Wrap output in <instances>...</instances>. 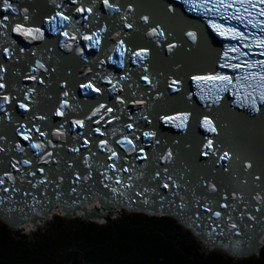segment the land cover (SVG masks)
<instances>
[{
  "label": "snow or ice",
  "instance_id": "obj_1",
  "mask_svg": "<svg viewBox=\"0 0 264 264\" xmlns=\"http://www.w3.org/2000/svg\"><path fill=\"white\" fill-rule=\"evenodd\" d=\"M49 2L54 5L56 11L51 16L47 17L46 23L51 27L54 32H58L60 35L64 36V40L60 41V45L67 50L71 51L73 45L68 43V40H76V34L79 33V29H76L75 33L70 35L69 31L66 30V25H71L73 23H79V21H73L71 12L79 13L81 18L85 21H88L91 18V23H98L99 21V10H95L96 0H91L88 5H85L82 0H71V3L77 5L75 9L69 10L66 6H63L60 0H49ZM103 7L108 10L109 14L112 16V24L110 31V26L107 22L99 24L90 33H80L81 38L88 43L86 47L88 49H96L100 51L102 46V40L106 39L105 33L109 36H114L117 38L116 44L111 49V54L106 55L105 59L98 61V66L103 68L105 63H110L113 65H118L120 68L124 69V74L118 78L113 77L111 74H103L101 72H96L92 76H89L87 79H77L76 84L73 85L72 81L69 79L55 80L53 73L57 72V67L46 63L48 61H43L38 59L35 61V65L30 68V71L27 72L22 78L26 80H31L35 83H39L45 86V89L50 87V85L55 82L58 89L61 91L57 92L58 97L56 101L54 115L57 117H66V110L71 111L74 107H79V102H76V93L73 91V88L76 87L81 90L82 95L87 97L89 93H97L98 95L103 94L104 92H113V91H124L125 88L129 89L128 96L131 97H140L138 99L129 100L127 97L117 96L116 100L121 105H126L127 103L132 104H145L146 100L143 99L145 95L151 96L152 92H156V98L158 99L164 93L163 91H156L158 85L161 83V80L158 77H163V83L166 84L167 88H170L173 92L180 91V85L182 83V76L180 75V69L182 65L177 63L173 65L170 73H165L164 71H150L152 65V57L155 55L156 51L166 52L170 57L177 53V49H182L185 47L184 43L176 42L171 30L166 28L159 22H155L150 14H140L137 15V9L131 2H121V0H100ZM191 7L197 9H203L206 13H220L221 9L227 11L231 10V15L222 16V19H236L246 26H250L251 29L255 31L250 32H241L236 28H223L220 24L213 23L211 26L213 29L217 30L219 34L224 35L225 33H231V38L238 39L241 42L239 47H231L224 53L225 61L235 60L237 63H221L220 67L229 68L232 71H238L242 75H238L235 78L227 74H217L210 76H192V79L198 84L200 82H212L216 85V95L214 98L207 97L205 95L201 96L202 100L211 99L212 103L218 104L221 100L220 93L225 91L232 90L234 94L242 97L240 106L248 107L253 113L259 114L260 119H264V110L259 107V104H264V59H248L249 57H264V0H202L200 4H192ZM166 11H170L166 9ZM0 12L11 13L14 15L5 14L0 17V37H4L6 32L11 29L12 32H15L18 35H21L25 38H31L33 40L38 38H43L44 33L38 27L26 26L24 23L16 22L19 17L22 15L23 21L27 22L30 19L29 8L28 7H19L17 4L13 3V0H0ZM69 13V14H65ZM116 21H119L117 25ZM140 21L143 22V25H146L147 28H143L140 24ZM83 27L88 29L91 27V24H84ZM124 29H128V32H124ZM133 32H144L148 37L153 38L146 45L135 46L131 43H126V38L131 35ZM187 37L195 42L197 40V34L195 32L189 31L186 33ZM77 52L83 60L87 61L85 56V49L79 47V42L77 41L75 45ZM248 49V51H243L242 49ZM254 49H259V51H254ZM24 52V49L21 48L19 51L14 49L11 45L7 47H0V56L5 57L10 64H5L3 60H0V113H3V116H0V121L7 120L12 121L11 109L7 108L6 105H11L15 102L16 105L24 112L32 113L33 120H46L47 115H37L33 106L38 103L37 96L40 95V91L36 87L20 89L23 91L24 95L22 99H17L16 95H13L11 92V82L6 80V76L16 72L18 70L14 69L13 65L18 64L21 60V54ZM229 52L235 53V55L230 56ZM35 55V52L32 53ZM118 55L119 59H114L113 56ZM131 61V64L135 65V70L130 67L125 66V61ZM51 60V57L48 58ZM39 70H43L47 76L48 81L46 83L45 79L33 75V73H38ZM89 72L92 69H88ZM133 71H135L136 79L133 80ZM67 77H73L72 72L68 71L65 73ZM73 79H76L73 77ZM107 83L110 85V88H102L99 86L100 82ZM130 83H125V82ZM139 81H143V85L146 87V91L137 92L138 89H141L142 86ZM217 82H219L217 84ZM242 89V91H241ZM204 89L201 88V92ZM190 98V97H189ZM47 99L51 100L52 95H47ZM73 102H76L75 104ZM206 107H210L206 104ZM120 113L122 110L115 109L113 106H109L105 103H100L94 109L91 110L90 114L86 115L83 119H73L71 121L73 128H84L86 120H93V117H99L93 121L95 124H101L102 121L107 123H112L120 119V115L114 114ZM128 119L133 121L132 123H126L123 125V128L129 130L130 134L123 135L120 139L116 141L129 154L136 153L135 160L141 161H150L151 153L145 152V147L150 146L155 148L156 145L161 143L160 139L157 138L155 131H143L141 134L146 141L151 142L150 145H140L137 142L140 141L141 136L136 133L140 131L139 127L134 129L136 124V118L131 114H127ZM191 113H184L179 116H166L162 117L164 122L172 123L173 126L178 127L181 131H188L189 128V117ZM107 117V120L105 119ZM139 119H143L151 123L149 116L141 113ZM177 121H179L177 123ZM68 121L67 119L60 125L59 129L56 131V135H64V124ZM195 124L198 127L204 129L206 133L211 135H205L202 139L195 145V156L197 162L200 163L202 167L207 168V174L198 173L196 175L195 181L192 180L191 174L193 172V166L187 161L182 162L180 167L177 168L176 164L179 159V150L173 147H167L166 149L161 150L154 161H151L154 172L147 176L149 182L158 181L156 187H144L142 191H137V196H145L148 193H155L159 196L157 192V187L168 189L173 196H177L180 200L181 211L185 207L184 204L185 196L180 195L179 192L174 191L175 189L183 188L185 192H188L193 197V202L199 208H202L203 212L210 213L209 219L215 218V220H222L225 218L230 222V230L234 235H241L240 228L241 226L237 224L236 220L233 219L231 211L227 213H222L221 211H215L211 206V199L208 195L200 194L197 195V189L203 188L205 193L216 194L219 199L217 200V206L226 210H235V203H228L229 199L232 201H241L243 202V196L235 191L231 193L225 192L222 185L215 180V177L220 173L229 174L233 179L240 180L241 182L247 184V177H252L254 181L259 182L256 187L259 191L256 192L254 199L259 205L262 200H264V172L257 173L254 171V165L249 160H242L241 157L236 155L230 147H226L221 141L220 137L222 135V129L227 127L225 122H221L216 115L203 114L202 118L197 117L195 119ZM91 131L99 134L100 136H106L107 132L103 131L101 128H95ZM115 132V129L113 130ZM15 132L23 140L29 141V147L35 149V155L39 158V161L44 164L52 165L58 164L56 156H53L51 151H45L44 144L38 140L33 139V132L38 133L40 137L47 138L48 133L41 131L39 125L32 124L28 126L27 120L25 123H19L15 127ZM79 137L83 139V145L73 146L69 149L71 152L80 153L81 147L88 148L89 140L85 138L84 133H80ZM176 143H180L177 141ZM47 144L52 147L51 140H47ZM100 151L109 153L107 159L112 160V164L106 165L105 171L101 172L100 175L103 177L101 184L104 188H110V185L104 183V181H110L113 179L112 176L108 175L107 169H111L113 172H131L137 165L132 163L131 167L119 166L122 159H127L126 157L122 158L121 155L110 145L108 140H101L97 143ZM186 149L191 150L193 145L188 143L185 145ZM8 149L12 151V146L7 142V137L4 134H0V153H4ZM15 151L20 153H25L26 149L19 144L15 143ZM92 156H95V153H91ZM11 167L16 170V172L22 173L20 182H25L23 176H32L35 177L37 172H40L43 176V179L37 181L36 184H33L31 180L27 181L29 184H32L33 187L39 185H50L56 183V181L49 179L48 175H44L45 169L38 168L35 171L32 170L33 161L31 158H20V159H11ZM67 163L68 168H72V164ZM83 163L89 168H92V165L89 163L88 155L83 157ZM160 163H163L165 167L161 168ZM20 165H23L24 168H21ZM238 165L239 169L247 174V176H240L239 172L235 171V166ZM147 164L140 165L141 169L147 167ZM59 169L49 168L48 172L58 171ZM5 177L8 181H12L13 187L11 192H17L19 189L15 187L17 178L14 177L11 172H6L3 175H0V191L8 192L9 188L5 187ZM187 177V179H186ZM146 174L143 171H140L137 175V179H145ZM92 179V172L89 171L86 175L81 176L79 172L75 174L74 179L72 180L73 185H78L83 182H87ZM131 181L132 177H128ZM64 182V177H59V183H56V187L59 188L60 184ZM183 182V183H181ZM115 183L121 184L124 187H133V185L124 184V181L117 177ZM111 192L116 193V188H110ZM71 193H77V187L71 188ZM25 195H32L31 193H25ZM216 197H212L215 199ZM10 197L0 198V209H3L6 212L14 211H23V209L16 208H3V205L6 200ZM33 199L37 204H40L41 201L37 200L34 196ZM56 201L60 200L59 194L55 197ZM164 197L160 196V201H164ZM147 204L148 199L143 201ZM52 199L48 198L45 201V205L51 204ZM78 201L74 200L72 206H75ZM175 203V201H173ZM64 206L68 207L67 202H64ZM49 209L45 206L38 210V214H43ZM256 212L264 211V208L257 206L254 209ZM36 212L35 209H33ZM247 212V206L245 211L240 213L238 219L243 220ZM196 217L199 219L200 213H195ZM21 219H28V217H21ZM247 219L255 222L258 221L257 217L248 215ZM219 227V225H217ZM223 235V231H221ZM236 246H239L237 242Z\"/></svg>",
  "mask_w": 264,
  "mask_h": 264
},
{
  "label": "bare ground",
  "instance_id": "obj_2",
  "mask_svg": "<svg viewBox=\"0 0 264 264\" xmlns=\"http://www.w3.org/2000/svg\"><path fill=\"white\" fill-rule=\"evenodd\" d=\"M142 1L144 0H121V2L133 3L137 9V15L146 14L145 9L142 5ZM148 1L149 0H147V2ZM152 1H153V9L155 12V16L152 17L153 20L155 22L161 23L166 28L171 30L175 38V41L176 42L182 41L185 47L182 49H177V53L174 54L170 58L166 52H161L157 50L155 55L152 57V65H151L150 71H157V72L164 71L167 74L171 72L173 65L177 63L181 64L182 68L180 69V75L182 76V83L180 85V91L173 92L170 88H167L166 84L163 83L164 78L158 77V79L161 80V83L158 85L156 91H163L164 94L162 96H160L157 99L155 91L151 93V96L145 95L143 99L146 100L147 103L142 104L141 111H139L138 109L139 104L127 103L126 105H121L122 111L120 113L114 112V114L120 115V119L118 122L114 121L112 123L106 124L104 121H102L101 124H97V128H101L103 131H106L107 132L106 137L108 138L109 142L114 143L122 137L123 125L128 123L127 115L124 112H126L127 114H131L133 117L136 118L139 114H141V112L146 114V109H147V113L149 115V119L151 120V123H148V121H145V120H143V122H146L149 125L151 131H155L156 134L159 135V139L161 141L160 144L164 147H173V148L178 149L179 150L178 161L180 159H184L189 164H191L193 166V173L203 171L204 174H207V168L202 167L200 163L197 162V159L195 156V145L199 143V141L202 139L203 136L211 135V134L206 133L204 130L198 127L195 124V121L193 122L192 127L188 128V131L185 132V131L179 130L180 133H173L167 128V124L164 121H159L158 119L163 117L166 106L168 105L169 102H173V101L178 102L182 94H190L186 99L195 100L196 94L199 95L201 92V87L204 90H206L208 89V86L210 85V83H212V82H207V83L200 82L198 84L196 81L192 79V76H195V74L200 75V76H210L208 69L206 71H200L201 68L199 66H201V63L203 62L204 59H207L211 57L212 55L209 48L206 49V42L210 41V39L212 40L215 39L216 30L213 29L211 25L213 23H217V24L219 23L212 13L210 16V21H209L206 15L202 14L196 9L186 10L183 7V5L179 3L178 0H171L172 7L168 9L170 11H166V8L164 9L163 7H161L157 3L156 0H152ZM19 2L23 3V7L29 8L30 23L28 25L25 22H18V23H24L26 26H30V27H34V25L36 24L41 29V31H43V29H45V27L47 26L46 21L45 23L42 24V23H38L36 20V17L42 12L40 9V4L42 3V0H37V1L13 0V3L15 4ZM165 2L167 5L168 2H170V0H165ZM143 4L144 6H147V3H143ZM97 10H99V12L108 11L104 7L102 8V5H99V8H97ZM140 10L142 11L141 13H139ZM166 12L168 13L165 14ZM5 14L13 15L11 13L0 12V17H2ZM20 18H23L22 15L20 16ZM89 20L91 21V18ZM105 22L109 24L110 31H111L112 30L111 28L112 16L109 13L106 18L99 17L98 23H93L91 27H89V30L93 31L96 26H99V24H103ZM117 22L119 21H116V23ZM140 24L143 26V28L145 29L147 28L146 25H143L142 21H140ZM123 31L128 32L129 30L124 29ZM189 31L195 32L197 34V40L195 42L191 41L187 37L186 33ZM53 33L54 31L51 32L50 34H53ZM104 35L110 40V42H113V40L111 39L115 37L114 34L112 36H109L107 33H105ZM14 36L21 37V35H18L15 32H12L11 29L9 28V30L6 32V35L4 37H0V47H7L11 45L17 51H19V49L21 48H24V43L27 38L22 37L21 38L22 42L20 44H15ZM152 39L153 38L145 35L144 32H133L131 35H129L126 38V43H131L132 45H135L138 47L141 45H146ZM39 40H41V38H39ZM42 41L46 46V47L44 46V49L45 48L46 49L43 50L40 55H41V58H43V60H47L48 57L46 53L48 50L51 49L50 47L51 43H50V39L48 35L44 36ZM54 48L56 51H58L57 47H54ZM110 54H111V51H110ZM24 56L28 58V60H31V55L28 52H24ZM70 58H71V61L78 60V56L76 55H71ZM113 58L119 59L118 55H114ZM0 60H3L5 64L11 63L5 57H2V56H0ZM51 65L54 66V64H51ZM68 65L69 63L66 66ZM56 66L58 70H62L65 68V66L61 62H56ZM125 66L130 67L133 70H135V65L131 64V61L129 60L125 61ZM13 67L14 69L18 70V74L16 72H13L12 74L6 76V80L11 82V92L13 95H16L17 99L19 100V99H22L24 95L23 91L20 90V89H24L21 85H25L26 88H31V87L37 88V85L35 82L31 80H26L22 78L28 72L27 71L28 68L20 67L18 64H14ZM103 67L104 69L108 70L109 68H116L117 65L105 63ZM121 70H122L121 73L123 74L124 69L121 68ZM121 73H119V75H122ZM39 74H40V77L44 78L47 83L49 79L48 76H46V74H43L42 71H40ZM52 75L54 77V73ZM132 75H133V80H135L136 79L135 71H133ZM54 78L55 80H57L56 77ZM125 83H130V82L126 81ZM139 83L143 84V81H139ZM54 84L55 82H53L50 85V87ZM75 89H76L75 93L76 92L78 93V98L76 99V102H89L92 107L95 106L92 101H89L87 97L82 95L80 89L76 87ZM142 90L146 91V87L144 85L142 86ZM138 92H140L139 89H138ZM138 98L140 97L139 96L135 97V99H138ZM36 99L39 102L33 106V110L37 108L35 112L37 115H47V119L43 120L44 123H47L48 119H50L58 125L65 119V117H62L61 119L55 121L56 119L60 118L53 114L54 107L56 104L55 100L58 99L56 95L52 96L53 101L47 102L49 108H47L46 110H44L42 106L38 105L41 101V98L39 95L37 96ZM76 102H73V103L75 104ZM102 103H105L107 105L109 104V102L106 101V99H103ZM6 107L11 109V116L15 118V121H16L15 124L13 125H10V123L7 120L0 121V123H2L5 126V128L8 129L9 131L15 132V127L19 123H25L26 120L28 122V126H31L32 124L40 125L41 120H33L32 113L24 112L22 109L18 107V105L15 104V102H13V104L11 105H6ZM260 108L264 110V108L262 107ZM74 110L80 111L78 107H74L71 111H68L66 113V116ZM202 110L205 111V113L203 114L216 115L217 117L220 118L219 120L221 122H225L227 124V127L222 129V135L220 137L224 145L226 147H230L236 155L241 157L242 160L251 161L254 165L255 172L257 173L264 172V119H260L259 114L253 113L248 107H242V108L236 107V108H230V109H225V110L218 107L216 111H213V110H206V105H204ZM220 111H222L221 116L218 115ZM198 114L201 116L203 115L202 113H198ZM86 115L88 114L82 113L83 117H85ZM0 116H3V113H0ZM94 119L95 120L99 119V117L98 116L93 117V120ZM68 126L70 128L73 127L72 123L70 122L68 123ZM114 129H115V132L113 131ZM124 129L127 130L126 128ZM161 133H163V135ZM181 139H183L181 145L180 143H176L177 141L180 142ZM81 142L83 144V139H81ZM188 143H191L193 145V148L191 150L186 149L185 147V145ZM92 148L94 150L99 147H97V143H94L92 145ZM85 149H87V154H90V150H91L90 142H89V147ZM93 152L91 151V153ZM145 152L151 153V156H150L149 162L143 161V165L147 164L148 166L145 167L147 172H152L153 165L151 161H154V148L145 149ZM97 153H99V149ZM80 156H81V152L75 155L77 159H79ZM13 158L20 159L16 152L11 153L10 155L2 156L3 160H8V159L11 160ZM93 158L97 159L98 155L95 153V156H93ZM93 158L89 157V159H93ZM130 161L131 160L125 161L124 159H122L120 162H130ZM76 162H78V160H76ZM162 165L165 167L163 163ZM235 171L239 172L240 176L242 177L247 176L245 172L239 169L238 165L235 166ZM107 172H108V175L112 176L114 179V180H110V182L111 181L114 182V184L110 186V188H116L117 189L116 193L111 192L110 188L102 187V189H95V191L94 190L92 191V193H95L96 198L91 197L88 190H85V196L76 197L80 195V193H78V190L81 189L84 182L81 181V183L78 185L72 184L73 187H77V193L75 194L71 193V188L63 182L61 185L66 190V193H68V196L74 195L73 198H64L63 203L66 201L68 204H71L74 200H76L78 201L79 205L80 204L82 205L79 209L75 211H72L69 207H67L66 209H61L60 212L62 211V213H66V215L80 216L81 218L93 216V217L99 218V220H104L105 215L110 210L108 209L107 212H105L104 210L103 214L101 215L99 214L97 216L95 214L96 210L93 211V207L96 205H100V204L105 205L106 204L105 199L113 198V201H114L113 205L118 206V209H117L118 212L120 211L119 209L121 207L137 209V207L134 206V204L142 205L143 200L146 199L147 197H150L149 199L151 200L156 199V196L154 193H148L143 197L136 195L137 191H142L144 188L143 187L142 190H141V187L138 188V183L134 181L137 179V176H135L134 179H131V181H129L128 177L131 176L129 173L123 172L121 176L118 175L117 177L121 178L124 181V184L130 183L131 185H133V187H124L121 184L115 183V180L117 177L112 172L110 171H107ZM2 174H4V172L0 170V175ZM69 176L72 182V180L75 177V174L69 173ZM191 178L193 181H195L196 179L195 176H191ZM247 179H248V183L245 184L241 182L240 180L233 179L231 175L224 174V173H220L215 178V180L222 185L225 192L231 193V187H232L234 188L232 189V191L235 190V192L241 194L243 198L247 194H250L252 192L256 193L257 191H259V189L255 185L256 183L259 184V182L254 181L252 177H247ZM38 180L39 178L36 177L31 181L34 184ZM101 181H103V177ZM107 182L108 181H104V183H107ZM24 184L26 185L25 182ZM174 191H177V190L175 189ZM179 193L180 195L185 196L184 189ZM160 196H163L165 198L164 208H171L172 206L176 204L180 205L181 203L179 198L177 196H173L169 192V190L165 192H159V198ZM48 198H51L52 200H54L55 198L54 193L50 194L46 198L40 195L39 193H37V200H41V199L47 200ZM185 200L187 199L185 198ZM173 201H175V203H173ZM235 204H236L235 210L234 211L231 210L232 217L233 216L239 217L240 213L244 212L245 207L247 206V212L243 220L239 219L237 224L241 226L240 230L242 228L245 230V233L247 235L246 240H247V237L248 239H250V241L248 242V249H242L241 251H239V255L248 257L252 252H255L261 249V246L259 245L264 244V234H260L259 236L255 235L254 237H250L248 235V232L250 230H253L254 226L257 224V222L254 223L253 221L247 219V216L249 214L256 217V211L254 210V207H253V201L246 202L243 199V202L238 200L235 202ZM211 206L214 208L215 203H211ZM154 209L158 211V208L156 206H154ZM217 209L218 211H221V212L223 211L221 208H217ZM225 211H228V210H225ZM55 212L56 210L52 207L51 209H49L47 217L51 219L53 217L52 215ZM185 213L186 212H183V214ZM37 216H38V220H37L38 223L42 224L45 222V220H43L42 222H39L42 219V214L41 215L38 214ZM6 219L14 223L16 228L17 227H20L23 229L26 228L28 229V231H30V229L36 228V225H32L31 223L18 225L20 221L19 215H13L12 217L6 218ZM219 221L222 225H224L223 222H228L227 220H219ZM14 230L16 229L14 228ZM220 237H222L224 240H229V238L226 235H221Z\"/></svg>",
  "mask_w": 264,
  "mask_h": 264
},
{
  "label": "trees",
  "instance_id": "obj_3",
  "mask_svg": "<svg viewBox=\"0 0 264 264\" xmlns=\"http://www.w3.org/2000/svg\"><path fill=\"white\" fill-rule=\"evenodd\" d=\"M114 217L102 223L53 217L56 227L37 236L41 242L33 245L20 241L0 218V264H264V246L258 254L238 259L221 251L205 253L195 236L172 218L126 212ZM64 220L76 222L65 226ZM77 243L84 244L80 254L71 249Z\"/></svg>",
  "mask_w": 264,
  "mask_h": 264
},
{
  "label": "rangeland",
  "instance_id": "obj_4",
  "mask_svg": "<svg viewBox=\"0 0 264 264\" xmlns=\"http://www.w3.org/2000/svg\"><path fill=\"white\" fill-rule=\"evenodd\" d=\"M116 213H118V212H116ZM99 214H103V213H102V211H100L99 209H97L96 215H99ZM56 217H59V216H56ZM112 217H114V216H112ZM122 217H124V216H122ZM52 219H53V217L51 219H49V221H45L44 223H42V226L46 230H36L37 228H35V229H30V231H28V229H26V228H24V229L23 228H20V229L15 230L16 231L15 234H17L20 237L19 238L20 241L29 243V245H33L36 242L39 243V242H41V239H37V236L40 237L41 234L48 235L54 229V227H56L55 225L57 224L58 219L57 218L56 219H53V220ZM78 220H80V219H78ZM74 222H76V221H73V220H71V221H65L64 220L63 221V223H65V226H66L67 223L68 224H71V223H74ZM108 222H110V220H108ZM50 223H52V224H50ZM48 226H50V228H48ZM57 232H58V230L56 229L52 234L55 236L57 234ZM71 249H72V251L77 252V254H80L81 251L84 249V244H82V243L72 244ZM58 250H59V252H62L65 249L61 248V249H58ZM78 262H79L78 264H83V262L81 260L80 261L78 260ZM70 264H74V262L72 261Z\"/></svg>",
  "mask_w": 264,
  "mask_h": 264
},
{
  "label": "water",
  "instance_id": "obj_5",
  "mask_svg": "<svg viewBox=\"0 0 264 264\" xmlns=\"http://www.w3.org/2000/svg\"><path fill=\"white\" fill-rule=\"evenodd\" d=\"M210 40H212V39H210ZM213 41V40H212ZM182 141H183V139H181L180 140V145L182 144ZM101 215V214H100ZM67 216V218H74V217H76V216H71V215H66ZM98 216V215H97ZM84 221H92V222H99V223H102L103 222V220H99V218H96V217H93V216H89V217H85V218H82ZM3 220L5 221V222H7L8 224L10 223L11 224V228H15V229H17L16 228V226L13 224V223H11V221H8L7 219H5V218H3ZM7 220V221H6ZM9 224V225H10ZM241 231V233L242 234H244L243 233V230L241 229L240 230ZM253 231V230H252ZM251 232V231H250ZM250 232H248V233H250ZM245 236H247V235H245ZM239 240V239H238ZM238 240H236L235 242H232V243H234L233 244V246H235L236 244H237V242H238ZM247 240H248V237H247ZM224 245V244H223ZM210 251V249L209 248H207V250H205V253H208ZM258 252H259V250H257L256 251V254H258ZM74 264H77V262L75 261L74 262Z\"/></svg>",
  "mask_w": 264,
  "mask_h": 264
},
{
  "label": "flooded vegetation",
  "instance_id": "obj_6",
  "mask_svg": "<svg viewBox=\"0 0 264 264\" xmlns=\"http://www.w3.org/2000/svg\"><path fill=\"white\" fill-rule=\"evenodd\" d=\"M61 187H63L62 185H61ZM60 199H61V196H60ZM79 262L77 261V264H78Z\"/></svg>",
  "mask_w": 264,
  "mask_h": 264
},
{
  "label": "clouds",
  "instance_id": "obj_7",
  "mask_svg": "<svg viewBox=\"0 0 264 264\" xmlns=\"http://www.w3.org/2000/svg\"><path fill=\"white\" fill-rule=\"evenodd\" d=\"M259 252H260V249H259ZM259 252H258V253H259Z\"/></svg>",
  "mask_w": 264,
  "mask_h": 264
}]
</instances>
